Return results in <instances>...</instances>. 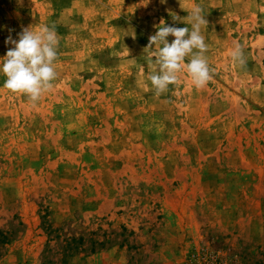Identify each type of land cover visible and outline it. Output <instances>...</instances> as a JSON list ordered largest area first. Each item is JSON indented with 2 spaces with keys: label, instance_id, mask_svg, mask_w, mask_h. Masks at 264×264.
Returning a JSON list of instances; mask_svg holds the SVG:
<instances>
[{
  "label": "rangeland",
  "instance_id": "rangeland-1",
  "mask_svg": "<svg viewBox=\"0 0 264 264\" xmlns=\"http://www.w3.org/2000/svg\"><path fill=\"white\" fill-rule=\"evenodd\" d=\"M194 4L211 79L156 96L148 37ZM44 24L52 87H0V264H264V0H0V56Z\"/></svg>",
  "mask_w": 264,
  "mask_h": 264
},
{
  "label": "clouds",
  "instance_id": "clouds-1",
  "mask_svg": "<svg viewBox=\"0 0 264 264\" xmlns=\"http://www.w3.org/2000/svg\"><path fill=\"white\" fill-rule=\"evenodd\" d=\"M160 2L164 3V0ZM203 12L199 4L192 5L186 17L182 18V22L190 27L167 25L163 19L153 26L155 32L148 37V45L144 48L152 67L147 76L149 83L145 84L146 91L150 85L154 95L159 96L177 81L181 72L197 89L210 81L205 57L208 45L201 34L202 26L206 27ZM178 19L172 14L173 21ZM169 36L173 37L171 42L167 39ZM4 42L10 47L0 56V75L4 77L0 87L23 94L34 105L52 87L51 82L56 77L54 62L59 40L55 28L47 24L37 28L27 27L15 39L8 35ZM228 55L234 66L245 65V55L239 43L229 49Z\"/></svg>",
  "mask_w": 264,
  "mask_h": 264
},
{
  "label": "crops",
  "instance_id": "crops-1",
  "mask_svg": "<svg viewBox=\"0 0 264 264\" xmlns=\"http://www.w3.org/2000/svg\"><path fill=\"white\" fill-rule=\"evenodd\" d=\"M70 264H122L120 257L114 255L91 254L81 256Z\"/></svg>",
  "mask_w": 264,
  "mask_h": 264
}]
</instances>
